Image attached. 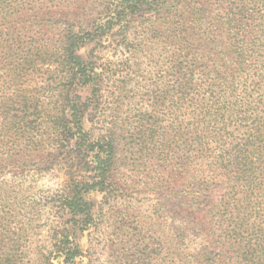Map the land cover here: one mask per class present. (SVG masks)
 I'll use <instances>...</instances> for the list:
<instances>
[{"label": "trees", "instance_id": "obj_1", "mask_svg": "<svg viewBox=\"0 0 264 264\" xmlns=\"http://www.w3.org/2000/svg\"><path fill=\"white\" fill-rule=\"evenodd\" d=\"M120 207L127 264H264V0H0V264Z\"/></svg>", "mask_w": 264, "mask_h": 264}, {"label": "rangeland", "instance_id": "obj_2", "mask_svg": "<svg viewBox=\"0 0 264 264\" xmlns=\"http://www.w3.org/2000/svg\"><path fill=\"white\" fill-rule=\"evenodd\" d=\"M62 181V178L60 176H56L50 173L46 174L44 177L38 180L37 186L40 190L45 191L46 193H50V191H55L57 188L60 187V182ZM99 198V197H98ZM132 203L129 204L128 208L126 209V213L130 215L131 217L137 216L139 217L140 214H146L147 213V207L151 208L152 203L154 201L152 200H146V199H140L139 197L135 200L131 201ZM99 203V202H97ZM98 205V204H97ZM124 208L120 207V210L116 212V214H106L103 220V224L100 226V231H95L93 233H90L89 235H85L82 238V243L84 246H88L90 249H88V255L86 257V260L88 259L87 264H127V261L124 258H119L120 255H117V252L112 249V243L111 239H113L112 235V229L113 226L107 224H113L116 222L115 220L117 218L123 217L125 214L124 211H122ZM118 213V214H117ZM129 223L132 224L130 221ZM153 227V226H152ZM160 227H157L156 225L151 228V231L159 232ZM129 232V231H127ZM131 233H136L137 230L130 231ZM155 236H158L157 233ZM119 240V239H118ZM125 238L123 239V244L125 242ZM133 241H127L125 245L127 247H131L133 244ZM122 245H119L121 247ZM119 258L120 262H116L115 258Z\"/></svg>", "mask_w": 264, "mask_h": 264}]
</instances>
